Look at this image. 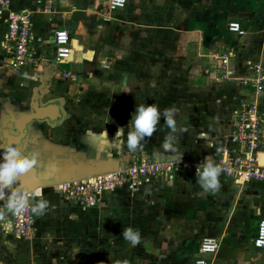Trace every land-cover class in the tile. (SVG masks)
<instances>
[{"label":"rangeland","instance_id":"rangeland-1","mask_svg":"<svg viewBox=\"0 0 264 264\" xmlns=\"http://www.w3.org/2000/svg\"><path fill=\"white\" fill-rule=\"evenodd\" d=\"M182 13L187 11L182 9ZM251 26L244 25L252 47V51L249 52L264 56V31L252 29ZM190 36L192 38L181 34L179 49L174 50L167 46L164 49H149V54L158 57V62L149 60L143 67L137 64L120 66L117 73L120 74V78L116 83V89H108L107 83L114 85L113 79L102 83L99 80L93 82L94 87L98 89L100 84L106 87L104 88L106 91L101 92L104 96L110 90L112 93L116 90L115 95L119 102L116 101L120 111L109 121L107 116L104 117L106 124L99 120L98 125L88 129L90 133L87 131L84 133L86 140L79 139L70 145L63 143L61 135L50 137L51 134L45 129L47 125L41 122L34 125L33 134H30L24 145L25 152L29 154L33 151L37 152L38 164H43L45 168L50 164L68 163L72 160L73 152L90 159L95 158L97 152L101 150L104 159H108V153H111L115 159H118L119 153H122L120 162L122 166L130 164L137 157L144 156L141 155L142 153L150 154L149 157L155 161L196 160L208 155L217 160L214 156H222L225 150L232 151L230 148L233 145L232 130L236 113V108L233 110L235 88L240 84L243 85L241 78L247 75L238 73L235 69L237 51L234 50L231 56V68L234 71L226 76L221 68L215 66L219 60L216 57L209 58L210 55L218 53V49L210 50L207 47L210 44L205 45L199 35ZM72 45L77 52L82 47L76 37L73 38ZM46 49L51 52L50 57L55 59L54 45H48ZM128 51H130L129 56L135 57L138 50ZM150 55L149 58L152 59ZM261 56H258L259 60ZM256 62L259 61L252 60L251 65ZM209 64L212 66V72L205 74L207 77H204L205 67ZM97 75L100 73L97 72ZM58 86L48 88L51 96L67 94L66 86ZM240 98L237 102L243 100L242 97ZM262 99L264 102V88L259 95V102H262ZM128 103H130L129 107ZM141 103H155L161 110L168 107L177 110L178 129L183 127L186 131L178 132L175 142L171 145L173 150H165L162 147L168 129L160 125L152 137H146L142 142L141 150L134 152L127 150L125 147L127 125L136 105ZM83 104L82 112H76L69 106L67 112L76 117L84 115L83 119L87 120L98 107L96 104L93 107L94 101H86ZM263 105L261 104L262 113H264ZM121 110L125 113H121ZM108 111L112 109L107 108L106 115ZM124 117L127 118L126 121ZM163 123L164 120L161 118L160 124ZM121 127H125V135L120 138L119 147H113L109 141L115 138H112V135L114 136ZM104 132L110 133V138H107L109 140H104ZM101 140H103L102 144H105V141L107 144L101 145ZM114 165L111 164L110 171L116 169ZM192 174L190 173V177L186 180L175 183L173 180L169 181L161 177L166 180L164 182L167 185L161 190L159 188L162 184L159 182L157 185H141L138 191L143 190L144 193L138 196V191H135L136 195L124 194L126 199L123 200L126 202L130 200V205L126 207L124 203L123 208L118 211L108 206L96 210L87 208L79 212L69 205H61L58 194L51 187L42 191L38 189L49 201L47 215L45 213L40 218L38 239L31 245L22 247L11 235L6 234L10 236L9 239L8 237L0 239V264H170L166 263L169 249L161 253L160 247V240H164L168 235L177 239L172 241L173 244H181V249L178 251L179 260L176 264H191L192 240L195 241L192 239V230L198 236L204 235L205 225L201 223L207 218L215 220L217 215L221 217V212L215 208L217 201L211 198L212 195L218 196L219 189L212 193L203 191L196 183V174L194 173L193 176ZM169 182L173 184L170 185ZM45 192L50 193L52 200L47 198L49 196L45 195ZM117 197L121 205L122 199ZM192 210L196 212L193 218L195 221L192 219ZM193 222L197 223V226L193 227ZM126 227L139 230L141 243L136 247H132L120 235Z\"/></svg>","mask_w":264,"mask_h":264},{"label":"crops","instance_id":"crops-1","mask_svg":"<svg viewBox=\"0 0 264 264\" xmlns=\"http://www.w3.org/2000/svg\"><path fill=\"white\" fill-rule=\"evenodd\" d=\"M109 1L12 0L13 9L31 14L33 39L30 43V52L34 58L38 59V62L27 64L19 71L11 68L10 52L5 43L7 26L0 19V122L10 117L11 112L19 116L31 111L36 94L40 92L41 97L43 96L42 102L57 104L62 115L57 121L44 120L43 124L47 125L45 129L51 134L49 136L61 135L63 143H69V145L79 139L86 140L84 133H90L88 129L98 125L99 120L104 122L106 116L109 121L120 111L117 105L119 99H116L115 95L116 90L114 93L110 90L104 96L101 92L106 91L104 90L106 87L100 84L98 89L94 87L93 82L99 80L102 83L113 79L114 85L107 83L108 89H116V83L120 78V74H117L120 66L137 64L143 67L149 60L158 62V57L150 55L149 49H164L166 46L174 50L179 49L182 33L189 37L192 34L199 35L205 45L210 44L207 47L212 51L217 49L218 52L227 49L237 51L234 53L236 55L235 69L238 73L248 74L249 69L246 66L254 59L264 66V56L249 52L252 51V47L247 34L237 35L228 30L229 22L237 20L243 27L252 25V29L264 31V25H262L264 24V0H127L126 7L114 11L108 10ZM182 9H185L187 13H182ZM60 28L70 32L71 43L76 37L82 45L78 52L73 49V61L70 63L57 64L55 59L50 57L51 52L46 49L48 45H54L52 41L54 33ZM211 44L214 47L211 48ZM135 49L138 50L136 56H129L128 50ZM149 55L153 58L150 59ZM258 56H261L260 60ZM62 69L74 71L78 77L77 80L70 82L61 79L58 73ZM97 72L100 75H97ZM55 85L66 86L67 94L51 96L48 88H54ZM235 91L233 110L238 106L237 99L251 96L250 88L241 84L235 88ZM86 101H94L93 107L95 104L98 107L89 119H83L84 115L76 117L67 112L68 106L73 107L76 112L81 111ZM260 104H264L263 99ZM129 105L130 103L127 106ZM107 108L112 109L107 112L108 115L105 114ZM124 118L126 121L127 118ZM105 133L107 132H104V140L110 138V133L107 135ZM116 133L112 135V138H116ZM102 142L103 140H101L103 146L107 144V141L105 144ZM237 148L238 146L233 142L230 149ZM121 154L119 153L118 158L120 162ZM145 154L148 153L141 155L145 156ZM161 177L163 176L155 177L143 185L151 186L161 183L159 189L166 188L167 185L164 182L166 180ZM189 177L190 174H184L173 182L184 181ZM173 182L169 184L172 185ZM219 183L218 196L212 195L211 198L217 201L219 207L215 208L225 214L220 213L221 217L217 215L215 220L207 218L202 222L201 224L205 225L204 235L198 236L192 230V239L195 240L194 242L192 240V263L200 255L201 240L206 236H214L220 240V248L211 256L212 264H264V249L256 248L253 243L258 232L259 221L264 219V184L256 182L243 184L223 177H219ZM130 193L135 194L126 188L105 191L99 206L94 209L110 206L112 210L118 211L123 208L124 203V206L128 207L130 200L126 202L123 199H126L125 195ZM142 193H144L143 190L137 196ZM47 196L52 200L50 193ZM57 196L61 205H69L79 212L86 210L78 204L66 201L59 194ZM117 196L122 199L123 204L119 205L120 199H116ZM47 213L48 211L46 215ZM195 213L192 210V219ZM41 217L38 218L32 240L14 239L15 242L25 247L38 239L37 231L38 226L41 225ZM192 226H197V223L193 222ZM0 236V239L10 238L2 232ZM173 240L177 239H173L170 235L160 240L161 253L169 249L166 263L170 264L178 262V251L181 249V244H173Z\"/></svg>","mask_w":264,"mask_h":264},{"label":"built area","instance_id":"built-area-1","mask_svg":"<svg viewBox=\"0 0 264 264\" xmlns=\"http://www.w3.org/2000/svg\"><path fill=\"white\" fill-rule=\"evenodd\" d=\"M127 0H110L109 11L124 8ZM0 19L6 23L5 43L9 48L11 68L21 70L27 64L38 62L30 52V43L33 39L32 17L27 11H17L12 8V0H0ZM228 30L237 35H245L246 30L240 21L233 20L228 24ZM55 46V62L57 64L73 61L74 50L71 43V34L67 29H57L53 36ZM233 51L227 49L214 55L219 61L216 67L221 68L226 76L234 70L231 68ZM249 73L241 78L244 86L251 88V96L243 98L238 103L235 113V123L232 130V139L238 145L232 151H223L216 162L224 169L220 177L233 179L243 184H264V163L261 155L264 154V113H262L259 95L264 88V66L260 62L247 65ZM205 74L212 72V66L205 67ZM59 77L65 81L77 80L72 70H60ZM204 163V158L196 160H158L149 156L133 159L130 164H123L117 169L106 173L77 181L60 182L51 185V189L61 195L66 201L78 204L84 209L98 207L105 191L126 188L138 191L145 182L159 176L175 180L184 174L196 173L197 166ZM3 202H0V207ZM14 230L8 233L16 240L30 241L34 237L38 218L30 207L18 216L11 217ZM254 246L264 249V219L258 224V232L254 238ZM220 240L214 236H206L200 242V255L192 264H212L214 254L219 251Z\"/></svg>","mask_w":264,"mask_h":264},{"label":"clouds","instance_id":"clouds-1","mask_svg":"<svg viewBox=\"0 0 264 264\" xmlns=\"http://www.w3.org/2000/svg\"><path fill=\"white\" fill-rule=\"evenodd\" d=\"M176 116L177 110L174 107L161 110L155 103L137 104L127 125L125 147L130 152L141 150L142 142L146 137H152L160 125L168 129L162 147L165 150H173L171 145L175 142L178 132L186 131L183 127L178 129ZM161 118L164 120L163 124H160ZM24 134H27V130ZM124 135L125 127H122L118 129L116 138L109 143L118 148L120 138ZM38 162L37 152L29 154L20 143L0 141V202H3V206L0 207V232L11 233L14 230L11 217L20 215L26 208L30 207L31 213L37 218L45 215L48 210L49 201L43 197L40 190L32 192L19 186L21 176L35 168ZM223 171L224 169L211 155L205 156L204 163L197 166L196 183L205 192H216L220 187L219 177ZM120 235L132 247L141 243V234L133 227L124 228Z\"/></svg>","mask_w":264,"mask_h":264},{"label":"water","instance_id":"water-1","mask_svg":"<svg viewBox=\"0 0 264 264\" xmlns=\"http://www.w3.org/2000/svg\"><path fill=\"white\" fill-rule=\"evenodd\" d=\"M41 98L43 96L41 97V93L37 92L31 111L19 116L11 112L10 117L0 122V141L20 143L24 148L30 136L32 124L44 120L57 121L62 116L57 104H44ZM25 130H27L26 135L24 134ZM107 156L108 159L102 157V150L98 151L96 157L92 159L73 152L72 160L68 163L50 164L45 167L46 169L42 166L43 164H38L21 176L19 186L32 192L38 189L42 191L60 182L77 181L106 173L110 171L112 163L115 164L116 169L120 167V160L115 159L111 153H108ZM102 160L103 162H101Z\"/></svg>","mask_w":264,"mask_h":264},{"label":"flooded vegetation","instance_id":"flooded-vegetation-1","mask_svg":"<svg viewBox=\"0 0 264 264\" xmlns=\"http://www.w3.org/2000/svg\"><path fill=\"white\" fill-rule=\"evenodd\" d=\"M41 122H44V121H40V122L38 121V122H35L34 124H32V127H34V125H35L36 123H41ZM32 127L30 128V134H33V129H35V127H34V128H32ZM31 146H32V147H35V146H33V144H31ZM45 169H46V168H45Z\"/></svg>","mask_w":264,"mask_h":264},{"label":"bare ground","instance_id":"bare-ground-1","mask_svg":"<svg viewBox=\"0 0 264 264\" xmlns=\"http://www.w3.org/2000/svg\"><path fill=\"white\" fill-rule=\"evenodd\" d=\"M261 162L264 163V154L261 155Z\"/></svg>","mask_w":264,"mask_h":264}]
</instances>
